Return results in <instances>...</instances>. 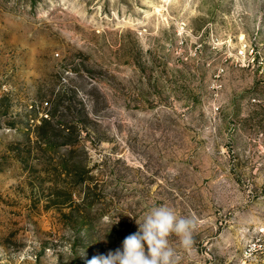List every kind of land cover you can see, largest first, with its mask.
<instances>
[{
  "label": "rangeland",
  "instance_id": "374dc122",
  "mask_svg": "<svg viewBox=\"0 0 264 264\" xmlns=\"http://www.w3.org/2000/svg\"><path fill=\"white\" fill-rule=\"evenodd\" d=\"M160 205L178 264H264V0H0V264H86Z\"/></svg>",
  "mask_w": 264,
  "mask_h": 264
},
{
  "label": "clouds",
  "instance_id": "9594fccd",
  "mask_svg": "<svg viewBox=\"0 0 264 264\" xmlns=\"http://www.w3.org/2000/svg\"><path fill=\"white\" fill-rule=\"evenodd\" d=\"M118 222L116 218L112 224ZM136 224L138 231L124 238L122 248L94 256L86 264H178L176 250L169 237H178L185 249H191L194 243L193 219L179 216L166 205L151 207L142 221L136 219Z\"/></svg>",
  "mask_w": 264,
  "mask_h": 264
}]
</instances>
